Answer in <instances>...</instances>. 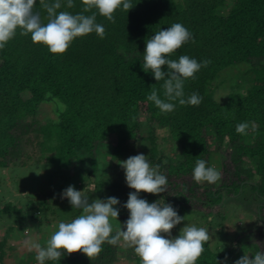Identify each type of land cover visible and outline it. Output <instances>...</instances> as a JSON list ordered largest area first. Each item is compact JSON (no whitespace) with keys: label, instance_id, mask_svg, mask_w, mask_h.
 Instances as JSON below:
<instances>
[{"label":"trees","instance_id":"trees-1","mask_svg":"<svg viewBox=\"0 0 264 264\" xmlns=\"http://www.w3.org/2000/svg\"><path fill=\"white\" fill-rule=\"evenodd\" d=\"M73 2L74 7L68 8L67 0H61L62 7L57 12H83L82 0ZM131 3L134 7L128 12L118 9L114 13L115 23L93 9L97 23L106 29L105 37L95 33L78 37L65 54L51 53L47 46L33 43L30 34L20 35L19 30L0 49V167L27 164L23 159L24 146L38 139L40 158L45 162L64 170L76 165L86 175H97L101 164L99 152L110 144L111 135L115 136V144L108 148L117 160L130 149L135 150V144L145 138L141 132L145 123L150 126L146 136L150 147L148 160L153 167L159 165L160 173L167 176L168 191L159 195L141 192V199L149 203L162 199L169 204L175 199L190 210L213 213L219 210L224 191L237 195L245 184L264 197V0ZM34 12L40 14L45 24L48 22L46 9L39 0ZM174 23L183 24L195 42L190 40L170 58L178 60L187 55L201 64L205 60L210 63L196 73L195 79L184 81L183 98L197 93L203 97L199 106L180 105L177 100L172 101L174 111L162 113L147 97L155 88L159 97L166 100L164 81L158 82L154 74L143 70V53L148 38ZM242 63L249 65L250 85L244 92L230 91L224 101L218 102L212 90L214 80L225 69ZM164 70L167 71L166 66ZM52 99L61 103V110L56 118L39 124L35 117L40 104ZM143 112L147 114L146 122L140 119ZM242 122L249 124L247 134L236 131ZM252 123L256 131H252ZM154 124L177 142L178 158L163 160L155 142ZM24 135L27 143L22 145ZM247 135L254 137L253 141H247ZM224 143L229 147L228 164L222 163L224 175L215 184L195 182L192 173L196 161L203 159L211 167L213 148L221 149ZM15 158L21 159L19 163ZM246 158L256 159L254 168L245 169ZM10 161L12 164L8 165ZM255 176L258 179L253 180ZM89 190L105 194L106 198L116 197L119 207H124L129 193L135 191L118 180L93 181ZM54 196L64 199L58 192ZM9 208L4 206L1 210L8 212ZM257 209L264 221V203L258 204ZM80 213L81 209H74L73 219ZM129 215L119 216L121 228ZM209 242L196 264H221L228 258L229 253L212 250ZM245 246L254 255L264 253V246L257 241L245 242ZM102 247L100 255L92 260L82 252H65L60 260L45 264H109L113 254L123 251L119 245L105 243ZM3 256L4 244L0 242V264H9ZM35 256L32 253L17 264H38ZM134 264H141L136 254Z\"/></svg>","mask_w":264,"mask_h":264},{"label":"clouds","instance_id":"clouds-1","mask_svg":"<svg viewBox=\"0 0 264 264\" xmlns=\"http://www.w3.org/2000/svg\"><path fill=\"white\" fill-rule=\"evenodd\" d=\"M82 3L83 12L72 14L68 11L57 12L62 7L61 0L54 3L39 0L48 15L45 24L40 14L34 12L37 0H0V49L19 30L20 35L30 34L33 43L43 44L51 53L62 55L78 37L92 33L102 39L105 37L106 29L97 23V13L92 12L93 9L115 23L114 13L118 9L128 12L134 7L131 0H82ZM67 7H74L73 0H67ZM87 12H91V15L84 14ZM190 40L195 42L193 34L181 23L159 30L146 40L142 68L154 74L158 82L164 81L162 86L166 97V100H162L153 88L147 99L154 102L162 113L174 111L172 101L178 100L180 105L199 106L203 100L197 93L184 99V81L195 79L196 73L210 61L205 60L201 64L187 55H181L178 60L170 58ZM165 66L167 71L164 70ZM222 97H217L218 102ZM248 129L247 122L236 126L239 134H247ZM251 129L256 131L255 123L251 124ZM120 164L125 170L127 186L135 190L129 193L124 204L130 215L123 227L114 229L112 224L119 217V210L115 206L120 201L116 197L90 201L84 191L69 186L63 191L62 198H67L73 209H81L82 214L70 222H60L46 247L32 245L38 264L58 261L65 252H82L92 260L100 255L105 243L115 246L121 241L134 249L141 264H196L205 251V243L210 239L207 228L185 224L180 234L172 237V230L185 220V216H180L171 204L162 199L149 203L139 196L141 192L156 195L167 192V176L160 173L159 165L153 167L144 154L131 156L120 161ZM192 177L197 183L215 184L221 179V173L215 167L207 166L205 160L198 159ZM235 264H264V253L257 252L254 258L245 253Z\"/></svg>","mask_w":264,"mask_h":264},{"label":"rangeland","instance_id":"rangeland-1","mask_svg":"<svg viewBox=\"0 0 264 264\" xmlns=\"http://www.w3.org/2000/svg\"><path fill=\"white\" fill-rule=\"evenodd\" d=\"M248 68V64L242 63L229 67L219 74L213 82L214 97L217 99L218 96H224L221 98L220 102H222L230 91L244 92L250 85ZM61 107V103L55 99L46 100L40 104L35 118L39 124L45 123L49 118H56ZM146 115L144 112L140 115L143 122H146ZM149 128L150 126L144 123L141 132L145 138L135 144V150L130 149L117 160L112 158L113 155L108 148L115 144V136L111 135L110 144L99 152L98 161L101 164L97 175H86L83 169L76 168V165L70 170H64L59 165L45 162L43 158H40L41 151L36 143L38 139L27 143V136L24 135L21 143L22 145L27 143L24 146L26 156L23 158L27 164L0 167V242L4 244L3 260L9 264H17L21 258L23 261L30 254H36L32 249L33 244L46 247L51 235L58 230L59 223L73 220V207L67 198L61 200L55 198L56 192L62 194L67 187L74 186L76 190L84 191V195L90 201L97 198L106 200L107 195L105 194L89 192L93 181L113 182L118 180L124 182V186L128 187L125 170L121 167L120 161H125L138 154L148 157L150 147L146 136L149 135ZM154 135L165 162L179 157L180 147L170 138L165 129L154 124ZM247 136V141H253L254 137ZM227 152H229V147L226 143L222 145L221 149L214 147L212 150L211 167H215L220 173L222 166L228 164ZM27 156L30 159H27ZM13 160H18L17 163H19L21 159ZM255 162L256 159L246 158L243 165L245 169L254 168ZM11 164L12 161L8 163V165ZM221 175L223 176L224 173ZM256 178L255 176L253 180ZM263 200L264 197H260L246 184L237 195L224 191L223 198L218 205L219 210L213 211V213L197 209L190 210L177 200H171V205L178 214L182 217L185 216V220L172 230V237L178 236L185 224L204 227L207 228L210 236V248L220 253H229L228 258L221 264H235V261L245 253L250 255V258H254L253 251L246 248L245 242L256 243L257 241V244L264 246V221L259 218V209H257L258 204L264 203ZM4 206H10L8 212L1 210ZM115 207L118 208L120 217L130 214L127 208L118 205ZM80 214H82V210ZM112 224L114 229L117 226L120 227L119 217L118 220L112 221ZM166 238L170 237L166 236ZM118 245L123 251L113 254L109 264H134V249H129L130 247L125 246L123 241Z\"/></svg>","mask_w":264,"mask_h":264}]
</instances>
